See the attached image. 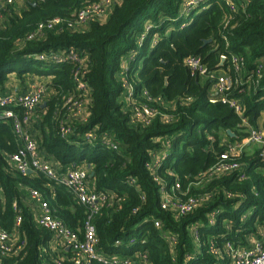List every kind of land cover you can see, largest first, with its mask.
I'll list each match as a JSON object with an SVG mask.
<instances>
[{
  "label": "trees",
  "instance_id": "16d2710c",
  "mask_svg": "<svg viewBox=\"0 0 264 264\" xmlns=\"http://www.w3.org/2000/svg\"><path fill=\"white\" fill-rule=\"evenodd\" d=\"M96 1L26 0L22 8L17 4L1 8L0 86L11 74L50 78L48 86L53 93L45 98L46 106L38 108L44 112L40 120L32 124L40 153L60 172L90 166L89 188L117 195V201L93 217L99 253L129 256L147 252L151 264H230L227 254L221 258L210 251V243L222 247L231 240L247 245L250 237L264 228V146H246L239 159L244 177L232 172L200 183L198 178L219 161L225 141L240 142L249 127H264V120L260 124L264 74L258 84H253L257 78L252 76L258 63L264 62V0H247L237 11H231L226 0H205L187 16L180 14L184 0H120L106 20H93L86 28L75 30L65 23L46 30L41 38L28 40L40 23L56 17L69 21ZM141 34L145 35L140 42ZM71 49L86 59L81 79L88 85L89 116L74 119L73 133L64 137L61 124L69 113L65 103L70 96L79 99L84 93L75 80L79 63L41 60L37 55ZM133 52L123 75L133 85L134 97L159 112L150 123H134L122 98L123 60ZM222 54L228 59L241 55L246 62L230 94L243 102L241 116L228 102L211 101L214 80L210 74H193L184 63L189 55L200 56L209 71H229L235 77L230 62L219 66ZM144 91L149 99L143 97ZM91 130L99 136L92 143L84 139ZM227 130L235 135L230 136ZM104 136L117 143L118 149L104 145ZM19 146L13 121L0 118V225L14 234L17 215H21L18 232L26 240L19 256H3L0 264H46L52 262L51 250L45 249L53 233L37 226L30 189L38 190L52 215L81 237L89 209L65 185L44 173L23 174L11 165L9 155ZM155 152H165L156 175L163 179L166 190L173 192L179 183L188 195L211 197L179 217L164 210L162 186L147 166ZM228 192L234 196L228 197ZM215 210L216 222L211 225L209 215ZM156 220L162 228L155 226ZM195 224L200 225L199 246L190 231ZM167 234L177 237L174 254ZM133 238L135 244L130 243ZM71 256V251H65L61 264H74Z\"/></svg>",
  "mask_w": 264,
  "mask_h": 264
},
{
  "label": "built area",
  "instance_id": "2783aa9c",
  "mask_svg": "<svg viewBox=\"0 0 264 264\" xmlns=\"http://www.w3.org/2000/svg\"><path fill=\"white\" fill-rule=\"evenodd\" d=\"M118 1L120 0H97L76 12L74 18L69 21H65L61 17H56L45 23H40L37 29L28 36V40L36 37L41 38L46 30H52L65 23L70 29L75 30L76 28H86L88 23L93 20H106L113 6ZM204 1L205 0H184L180 14H184L185 16L189 15L193 9L199 8ZM241 1L243 2L238 4L235 3L236 1L234 0H226V4L231 11H237L239 7L244 8L246 6L245 1L247 0ZM25 2L26 0H0V9L14 4H24ZM207 7V5L204 6L202 10ZM144 35L145 34H141L139 38L140 42ZM134 54L133 52L123 60L124 64L122 65L121 80L124 82L125 91L122 98L124 100L123 102H125V109L132 112V121L134 123H150L159 112L147 102L134 97L133 85L129 82L128 78L123 75V72L127 70L128 63L133 58ZM37 58L57 62L74 60L79 63V69L75 71V80L78 83V88L84 90L83 97L76 99L75 96L72 95L67 99L65 106H67L69 113L66 120L61 124L62 135L64 137L70 136L73 133V120H86L89 116V97H87L89 95V90L87 89L88 85L81 79L82 73L85 72L83 69L87 66L86 59L80 58L79 54L74 49L61 52H43L39 53ZM229 59L228 55L222 54L220 63L223 61L224 65L226 61L230 62L231 68L236 73L235 77L232 76L229 71H209L208 66L202 61L200 56L189 55L184 59V63L193 74H210L211 78L214 80L211 101L228 102L241 116L245 111L244 104L238 98H231L230 94L235 84L238 82V78H240L242 72H244L246 62L243 56L236 54L231 55ZM263 74L264 62L260 61L252 74V76L257 78L253 84H258L259 78H261ZM49 90L48 84H39L25 93H0V108L2 109L0 118H10L13 121V131L20 144L18 151L9 155L10 164L23 174H28L30 170L32 172L44 173L50 180L65 185L74 194L78 202L89 209V215L85 223L84 236L81 237L77 231L67 227L62 221L52 215L48 202L42 199L38 190L30 189V199L32 202L30 204L37 226L46 228L53 233L49 248L45 249V251L51 250L52 262H46V264H61L63 259H65V251L68 250V247L70 248L69 251L72 252L71 260L74 264H94V261H99L104 264H151L147 252L136 251L129 256H107L98 252L97 246L99 239L93 217L98 214L105 205H110L113 204L114 201H117V195L109 191H92L88 186L89 169L87 167L60 172L50 160L45 159L40 153L38 141L30 128L32 124L37 121V117H35L36 111L40 105L43 104L45 98L49 96ZM143 97L149 99L147 91L143 92ZM165 117L166 119L171 118L168 115ZM244 121L246 124V120ZM98 138L99 136L93 130L85 133L84 136V139L91 143ZM101 140L108 148L118 149V144L112 141L110 137L104 136ZM249 144L264 146V129L261 127H249V133L242 141H225L226 149L220 154L219 161L205 172L201 178H198V183L207 181L210 177L222 176L232 172H239L241 176L244 177L242 172L244 165L239 159L246 146ZM164 156L165 152H155L152 155L151 161L147 164L148 168L154 172V178L162 186L161 206L164 210H172L177 217L191 213L202 205L207 198H210L211 195H188L187 192L181 189L182 186H180L179 183L175 185L173 192L166 190L162 185L164 182L163 179L156 175V167L161 163ZM134 182L135 180H131V183ZM227 196L233 197L234 194L228 192ZM217 214L218 211L216 210L210 213L209 221L211 225L215 224ZM21 223L22 216L17 215L14 234L8 232L0 225V260L3 256L7 255L19 256L25 248L26 240L21 239L18 232ZM155 226L157 228H162V223L156 220ZM199 226V224H195L190 228L193 240L198 246L201 241ZM166 237L172 249V253L174 254L177 237L173 234H167ZM130 243L135 244L136 239H131ZM116 244L120 245L121 241L118 240ZM56 247L59 248L60 252L55 251ZM210 251L215 256L221 258L227 254L228 258H230V264H264V228H259L257 236H251L249 244L247 245H237L233 241L228 240L220 247L215 241H212L210 243ZM188 257V260H190L191 256Z\"/></svg>",
  "mask_w": 264,
  "mask_h": 264
},
{
  "label": "crops",
  "instance_id": "0c3cea01",
  "mask_svg": "<svg viewBox=\"0 0 264 264\" xmlns=\"http://www.w3.org/2000/svg\"><path fill=\"white\" fill-rule=\"evenodd\" d=\"M17 5L18 6H20V5L25 6V3L24 4H17ZM16 76H17L16 74H11L9 76V80L5 83V85L3 87L0 86V93H12V92L25 93V92H28L29 90L33 89L36 85L49 84L50 83L49 77L27 75V76L23 77L24 78L23 80H20ZM37 79H39V80H37ZM49 91H50L49 95H51L53 92L51 90H49ZM40 107L43 108L42 105ZM43 113L44 112L41 111L40 109H38L36 111L35 117H37L36 118L37 121L40 120ZM263 120H264V113L262 114V118L260 120L261 125H262ZM260 127L263 128L262 126H260ZM30 129L33 132V128L31 127ZM0 192H1V188H0ZM28 202H30V201H28ZM252 236L256 237L257 234H253ZM55 251L60 252L58 247L55 248Z\"/></svg>",
  "mask_w": 264,
  "mask_h": 264
},
{
  "label": "water",
  "instance_id": "95a60500",
  "mask_svg": "<svg viewBox=\"0 0 264 264\" xmlns=\"http://www.w3.org/2000/svg\"><path fill=\"white\" fill-rule=\"evenodd\" d=\"M34 4H36L35 2H34ZM208 41H210V40H208ZM219 66L221 67V66H223V61L219 64ZM46 101H44L43 102V104H42V107H45L46 106ZM227 133L230 135V136H234L235 134L231 131V130H227ZM88 168H90V166H88ZM32 171L30 170L29 171V173H31ZM94 175V172H90V176H93ZM68 250L70 249L69 247L67 248Z\"/></svg>",
  "mask_w": 264,
  "mask_h": 264
},
{
  "label": "rangeland",
  "instance_id": "374dc122",
  "mask_svg": "<svg viewBox=\"0 0 264 264\" xmlns=\"http://www.w3.org/2000/svg\"><path fill=\"white\" fill-rule=\"evenodd\" d=\"M23 6H19L18 8H22ZM123 64H124V61H123ZM18 79H20V80H23L24 78H21V77H18V76H16ZM37 80H39V79H37ZM36 81V80H35ZM35 86V85H34ZM263 127V126H262ZM262 129H264V127L262 128ZM254 145H258L259 146V144H254Z\"/></svg>",
  "mask_w": 264,
  "mask_h": 264
}]
</instances>
